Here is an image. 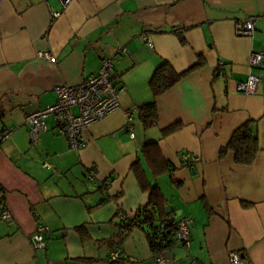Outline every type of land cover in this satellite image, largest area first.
Returning a JSON list of instances; mask_svg holds the SVG:
<instances>
[{"label":"crops","instance_id":"0c3cea01","mask_svg":"<svg viewBox=\"0 0 264 264\" xmlns=\"http://www.w3.org/2000/svg\"><path fill=\"white\" fill-rule=\"evenodd\" d=\"M249 18L252 37L238 36L236 25ZM253 51H264V0H72L65 10L60 0H0V131H12L0 142V202L12 213L0 220V264H157L146 230L125 235L119 226V213L134 217L148 201L141 181L162 189L177 220L191 219L188 248L162 255L170 264H230V251L264 264V66L250 67ZM107 56L115 58L120 109L86 128L81 149H71L52 116L33 141L26 115L56 103L58 85L99 72ZM163 61L189 72L155 97L149 79ZM249 74L260 78L255 94L237 88ZM150 101L158 124L145 127L134 111ZM249 120L261 149L245 166L220 149ZM89 166L96 181L86 180ZM39 223L50 232L36 252Z\"/></svg>","mask_w":264,"mask_h":264},{"label":"built area","instance_id":"2783aa9c","mask_svg":"<svg viewBox=\"0 0 264 264\" xmlns=\"http://www.w3.org/2000/svg\"><path fill=\"white\" fill-rule=\"evenodd\" d=\"M62 9L65 10L72 0H60ZM60 11L52 13L53 19L60 16ZM236 34L238 36L252 37L256 26L254 18L244 19L236 25ZM179 31V30H178ZM142 40L146 41L152 48L154 47L151 38L148 34H143ZM125 52V49L123 50ZM40 56L45 57V60L54 61V56L48 52L40 53ZM115 58L107 56L103 59L100 71L87 76L79 84H63L56 87L58 100L56 103L38 108L30 112L25 117V122L29 127L30 136L33 141L39 139L41 132L47 130L46 119L50 116L54 117L58 125V133L65 136L71 149H81L85 146V130L90 125L97 123L107 117L110 113L120 109L119 100L121 97L120 89L114 80ZM248 63L251 68L254 66H264V51H253L250 55ZM217 67V72L223 74L225 71V62L220 61ZM260 78L257 75L249 74L248 78L242 80L237 84L238 90L245 94H255L259 89ZM135 109L134 112H138ZM127 113L126 128L129 131L130 137L135 138V129H133L132 113ZM12 131H0V142L6 140L11 136ZM182 159L187 162L197 161L192 154H184ZM44 168L51 169L52 166L44 162ZM98 171L95 167L89 166L86 173V180L96 181ZM109 183V182H107ZM5 200L0 202V220L9 221L12 218V213L7 207ZM123 220L125 216L119 213ZM178 227L174 234L173 246L176 244L183 245L188 248L191 239V219L189 217H182L178 220ZM50 228L42 223H39L35 234L32 237V245L34 251L45 249L46 240L44 233L50 232ZM112 259L115 260L120 257V252L115 251L112 254ZM230 264H246L242 259L239 251L229 252ZM191 264H207L197 259H192ZM155 262L157 264H170L166 257L155 255ZM39 264V262H36Z\"/></svg>","mask_w":264,"mask_h":264},{"label":"trees","instance_id":"16d2710c","mask_svg":"<svg viewBox=\"0 0 264 264\" xmlns=\"http://www.w3.org/2000/svg\"><path fill=\"white\" fill-rule=\"evenodd\" d=\"M202 65L203 63L200 62L196 67ZM188 72L178 73L169 62H161L149 79L154 96L157 97V95L167 92L171 87L181 81L182 77ZM139 117L142 119L145 127L156 126L158 124V116L155 101H150L142 105L139 108ZM178 128H180L179 124L171 126L167 132ZM157 149L156 142H151L145 147V153L151 163L157 160ZM260 149L256 122L249 120L234 131L230 142L220 150L221 156L229 151L234 152L235 161L238 164L246 166L254 163ZM156 172L158 171L156 170ZM141 185L143 189L148 191L149 198L147 203L138 208L134 217L126 215L125 219L119 223V226L125 235L138 226L144 228L150 250L153 251L154 255L162 256L166 249L173 246V236L178 227V220L176 219L175 213L167 209L168 201L158 185L148 184L144 181H141Z\"/></svg>","mask_w":264,"mask_h":264}]
</instances>
